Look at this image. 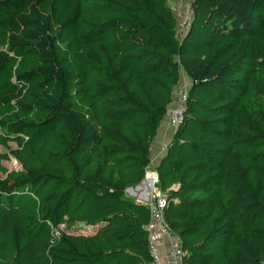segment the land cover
<instances>
[{"label": "trees", "instance_id": "16d2710c", "mask_svg": "<svg viewBox=\"0 0 264 264\" xmlns=\"http://www.w3.org/2000/svg\"><path fill=\"white\" fill-rule=\"evenodd\" d=\"M168 2L0 0V264L151 262L126 191L182 72L165 223L183 264H264V0H195L181 39Z\"/></svg>", "mask_w": 264, "mask_h": 264}, {"label": "built area", "instance_id": "2783aa9c", "mask_svg": "<svg viewBox=\"0 0 264 264\" xmlns=\"http://www.w3.org/2000/svg\"><path fill=\"white\" fill-rule=\"evenodd\" d=\"M177 1L184 4V15L180 13L181 20L176 17L175 13H173L177 22L176 33L181 39L191 25L194 15L193 3L195 0ZM181 85H183V82ZM189 90L190 87L188 86L186 89H179L177 93L176 91L174 92L173 103L170 105L161 127V129L166 128L168 131L170 130L172 134L169 139L162 143L160 148L156 150L155 154L151 146V161L145 172L143 182L126 191L127 196H130L131 194L129 193L132 191L136 197L137 202L135 203L146 206L150 212L151 220L146 228L150 234L151 241V262L149 264H183L184 260L189 256V252L182 248L181 243L176 240V236L165 223L164 211L167 207L168 196L166 192H163L160 189V178L157 172L159 158L161 159L166 154L175 132L185 122ZM158 237H163L171 241L165 258L161 256L159 249L156 246L155 240Z\"/></svg>", "mask_w": 264, "mask_h": 264}, {"label": "rangeland", "instance_id": "374dc122", "mask_svg": "<svg viewBox=\"0 0 264 264\" xmlns=\"http://www.w3.org/2000/svg\"><path fill=\"white\" fill-rule=\"evenodd\" d=\"M168 5H169V8H171V11H170L171 14L174 15L173 13H175L176 17L181 20L180 13L182 15H184V4L182 2L177 1V0L176 1L175 0H171V1L169 0ZM174 11H176V12H174ZM176 25H177V22H176ZM188 30H189V28H188ZM188 30H187V32H188ZM181 82H183V85H180L175 90L176 93L179 91V89H186V88H188V86L190 87V80L186 77V75L183 72H182ZM10 148L11 149H16L17 145L15 143H11L10 144ZM4 153H8V150L0 146V154H4ZM2 165L5 168H7L9 170V172L21 170V165L12 157H10L9 161L2 162ZM0 179H7V176H3V175L0 174ZM127 198L129 200H131L130 197H127ZM85 231H86V229H84V227H81V228H75L73 230H70L69 232L73 233V234L81 235V234L90 233L93 230L92 229H87V231L86 232ZM22 261H25L24 258H22ZM26 263L27 262H24V264H26Z\"/></svg>", "mask_w": 264, "mask_h": 264}, {"label": "crops", "instance_id": "0c3cea01", "mask_svg": "<svg viewBox=\"0 0 264 264\" xmlns=\"http://www.w3.org/2000/svg\"><path fill=\"white\" fill-rule=\"evenodd\" d=\"M171 134H172V132H170V130L168 131L166 128H162L159 131L158 137L156 138V140L153 142V145H152V148L154 150V154H155L156 150L160 148L161 144L166 142L169 139ZM159 163H160V158L158 160V165H159ZM129 194H131V195L130 196L126 195V197H130V199L132 201L137 202L135 194L132 191H130ZM176 240L180 243V240L178 237H176ZM155 243L159 249L161 256L165 258L167 251H168V248L171 244V241H169L168 239L163 238V237H158V238H156Z\"/></svg>", "mask_w": 264, "mask_h": 264}]
</instances>
